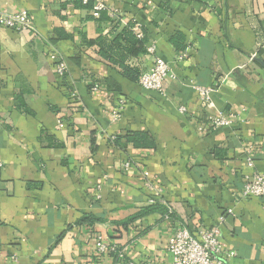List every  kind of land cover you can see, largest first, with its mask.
Wrapping results in <instances>:
<instances>
[{
    "label": "crops",
    "instance_id": "1",
    "mask_svg": "<svg viewBox=\"0 0 264 264\" xmlns=\"http://www.w3.org/2000/svg\"><path fill=\"white\" fill-rule=\"evenodd\" d=\"M103 1L143 26L172 68L165 97L84 44L82 35L95 41L112 30L91 8L0 0L8 12L26 10L35 27L0 24V264H117L96 254L98 235L128 260L172 264L167 243L178 225L195 237L216 227L225 254L234 252L224 264H264V200L240 195L245 174L264 173V0ZM178 33L183 49L171 40ZM47 43L64 59L80 54L79 65L66 61L65 79ZM127 63L146 71L151 58L146 52ZM90 83L100 90L91 92ZM194 86L213 89L209 102L198 101ZM118 99L122 117L112 121ZM220 113L236 122L197 130L206 115ZM129 131L149 132L155 146L113 144L110 137ZM245 144L253 145L252 168ZM154 203L164 213L157 206L142 213ZM85 217L95 220L80 222Z\"/></svg>",
    "mask_w": 264,
    "mask_h": 264
},
{
    "label": "built area",
    "instance_id": "2",
    "mask_svg": "<svg viewBox=\"0 0 264 264\" xmlns=\"http://www.w3.org/2000/svg\"><path fill=\"white\" fill-rule=\"evenodd\" d=\"M83 4H87L89 0H81ZM94 7L91 9V15L95 18L99 17L101 10H108L109 15L114 17L118 15V11L110 8L103 0H93ZM0 24L4 27L14 29L16 31H29L35 32L33 21L26 10L18 12H8L0 8ZM138 38L142 37V33L137 34ZM48 45V58L51 61L56 75L63 79L68 73V65L62 58V55L55 48V45L47 43ZM146 52L150 55L151 65L144 71L139 79V86L148 91H155L160 96L165 97L164 81L168 78H173L175 75L172 68L167 61L155 54V46L153 44L146 45ZM182 59V55L178 56ZM198 93V101L201 103L209 102V93L213 90L210 87L194 86ZM100 87L98 84L93 83L90 87L91 92H98ZM75 93L72 91L70 95L75 97ZM124 109V100L118 99L110 110V118L112 121H118L122 117ZM180 113H187L185 106L178 108ZM235 118L232 115L220 113L218 115H206L204 120L198 125L197 130L199 132H207L212 129L220 127H230ZM114 139V136L110 137ZM245 156V163L249 168L254 167V151L252 144H245L243 150ZM125 170H129L131 162L126 161L123 163ZM142 176L145 179V186L150 189L158 191L154 185L148 180V173L143 172ZM242 198L258 197L264 200V173H258L253 171L244 175L242 181V187L240 191ZM98 198V195L96 196ZM149 203L153 202V199L148 200ZM223 217H220V221ZM168 252L171 255L172 264H224L225 255L233 256L234 252L230 251L225 254L223 246L218 235L216 227L210 229H202L199 232V236H193L187 228L178 225L172 232L167 243ZM95 252L99 256L111 255L117 264H151L149 261L144 263H137L125 258L124 251L118 247L115 242L105 241L100 235L95 238Z\"/></svg>",
    "mask_w": 264,
    "mask_h": 264
},
{
    "label": "trees",
    "instance_id": "3",
    "mask_svg": "<svg viewBox=\"0 0 264 264\" xmlns=\"http://www.w3.org/2000/svg\"><path fill=\"white\" fill-rule=\"evenodd\" d=\"M76 1L77 3H79V6L81 8L92 9L94 7L93 0H89L87 4H83L81 0ZM93 18L98 21L105 20L109 22L110 24H112V30L109 31L108 36L101 35L95 41H87L84 35H82L84 44L90 47H97V49H95L96 56H98L101 60L107 62L111 66L117 67L118 71L124 77L128 78L129 80L138 82V79L144 72V69H140L137 66L132 67L127 62L129 61V59L146 54V45L149 44L146 35L147 30L131 18L128 19L126 17H120L119 15L111 17L108 10H101L99 12V17ZM138 33H142L141 38L137 37ZM176 36V39H171L174 46L178 49H183L184 46L177 43L178 38L182 40L181 34L178 33L176 34ZM52 42L56 44L55 40H52ZM80 58L81 56L77 52L74 57L70 58V60L68 57L63 59L65 61H68L69 63L74 62L79 65ZM66 76L67 74L63 79H65ZM92 84L93 83H90L88 85L89 90ZM122 139L125 141V143H131L135 148H151L155 146L154 139L149 132L129 131L125 133V135H114L113 144H115L119 148H124L123 143H121ZM150 198L151 197H149L148 200ZM157 204L158 203L149 205L148 208H146L142 213H149L153 210L155 211L154 207L156 206L157 211H159L160 213H164V207H159ZM93 219L94 218L92 217H85L80 222H91Z\"/></svg>",
    "mask_w": 264,
    "mask_h": 264
}]
</instances>
